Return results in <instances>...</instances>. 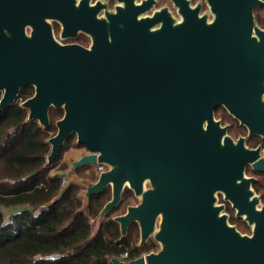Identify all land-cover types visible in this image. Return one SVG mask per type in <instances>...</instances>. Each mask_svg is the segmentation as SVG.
Here are the masks:
<instances>
[{
  "label": "water",
  "instance_id": "1",
  "mask_svg": "<svg viewBox=\"0 0 264 264\" xmlns=\"http://www.w3.org/2000/svg\"><path fill=\"white\" fill-rule=\"evenodd\" d=\"M123 1L110 37L82 48L28 44L10 32L12 0H0V110L29 85V120L48 128L50 108L62 109L47 162L75 136L87 152L72 166H105L82 191L86 206L110 189L96 224L125 189L136 197L112 219L122 236L135 222L138 245L153 238L158 249L111 264H264V203L245 173L264 171V150L232 138L214 113L222 106L264 138V27L253 12L264 1L203 0L202 12V1L171 0L177 18L153 10L156 0ZM217 191L250 234L228 222Z\"/></svg>",
  "mask_w": 264,
  "mask_h": 264
},
{
  "label": "trees",
  "instance_id": "2",
  "mask_svg": "<svg viewBox=\"0 0 264 264\" xmlns=\"http://www.w3.org/2000/svg\"><path fill=\"white\" fill-rule=\"evenodd\" d=\"M254 16L259 25H264V5L254 7ZM31 92L28 86L21 89L22 96ZM218 107L225 121L235 120L222 106ZM62 114V109H51L50 126L43 128L29 120L27 110L18 103L0 110V264H111V257H121L124 252V258L131 259L158 249L153 239L138 245L135 222L122 236L112 219L132 203L130 190H125L113 210L99 218L95 228L99 212L110 198V189L92 194L83 206L80 178L84 174L80 170L91 167L78 168L76 180L66 185H61L62 175H50L64 151L82 147L73 136L57 157L47 162L48 138L55 133L54 122ZM60 167L65 168V164ZM89 177L96 178L94 171ZM254 187L264 199V190Z\"/></svg>",
  "mask_w": 264,
  "mask_h": 264
},
{
  "label": "flooded vegetation",
  "instance_id": "3",
  "mask_svg": "<svg viewBox=\"0 0 264 264\" xmlns=\"http://www.w3.org/2000/svg\"><path fill=\"white\" fill-rule=\"evenodd\" d=\"M190 1L192 4H194L199 0ZM12 4L14 6V15L10 32L15 35L24 36L28 44H47L50 40H52L55 43L64 46L90 48V46L94 43L97 38L101 37L105 39L106 37H110V33L107 31L112 27L111 24L108 22L109 15L116 11L117 6H123L124 1L12 0ZM164 5L167 6L168 11L172 15H174L176 18L178 17L177 8L173 5L171 0H156V4L155 6H153V10L158 9L160 6ZM262 5H264V3ZM202 8H206L204 2H202ZM150 13L151 12H149V14ZM262 27H264V25ZM23 87L20 88L13 104L18 103L21 106L22 101L33 95L34 88L33 86L29 85L28 87L32 89V92L29 95L22 96L21 89ZM1 95L2 90H0V97ZM218 108L219 107H216L214 110L215 117L220 118L222 124L228 125L227 132L232 138L235 139L238 136H244L245 144L248 147H256L257 145H261L263 149V137L258 135L247 136V129L244 125L240 124L236 119L225 121L224 115H219ZM51 109L53 108H50V110ZM245 173L249 177L254 178L252 182V188L255 193L260 196L261 202L264 203V199L262 197L261 192L257 191L254 187V185H256L259 186L258 188L260 190H264V171H255L251 168V166L248 165L245 168ZM125 190L123 191V193L125 192ZM218 196H221L225 204L228 206L229 215L225 212L228 217V222L231 225L235 226V228L241 233L250 234V225L244 220L242 216L236 215V211L232 207L231 202L224 198V193L222 191L216 192V203L222 204L218 203ZM133 198L136 199L134 195Z\"/></svg>",
  "mask_w": 264,
  "mask_h": 264
},
{
  "label": "rangeland",
  "instance_id": "4",
  "mask_svg": "<svg viewBox=\"0 0 264 264\" xmlns=\"http://www.w3.org/2000/svg\"><path fill=\"white\" fill-rule=\"evenodd\" d=\"M199 1H202L203 2V0H199ZM201 11L202 12H207L208 10L206 8L205 9L202 8ZM263 150H264V147H263ZM78 152L75 153L74 150H71L70 148L67 149L66 151L63 152L62 157H61L58 165L60 166V164H65V167L66 168L69 167V170H70V161L77 156ZM87 166L91 167L92 165H85V166L83 165V166H79L78 168H83V167H87ZM66 170L67 171H64V174L63 175H66V176H69L70 175L69 181L70 180H73L74 178H76V175L75 176L74 175H71V174L68 175L69 170L68 169H66ZM91 171H94V169L92 167L91 168H88V169H81L80 170V173H83L84 174V176L81 177V180H80V182L82 183L81 186H84V180H86V181L93 180V179H90V177H89V174H90ZM94 173L96 175V172L95 171H94ZM131 202L132 203H135V202H137V199H134L133 198ZM218 203H222L224 205L223 211L226 212L229 215V213H228V206L225 204V202H224V200L222 199L221 196H218ZM6 215H7V213H5V218H6ZM96 226H97V224L95 223V228H96Z\"/></svg>",
  "mask_w": 264,
  "mask_h": 264
},
{
  "label": "crops",
  "instance_id": "5",
  "mask_svg": "<svg viewBox=\"0 0 264 264\" xmlns=\"http://www.w3.org/2000/svg\"><path fill=\"white\" fill-rule=\"evenodd\" d=\"M70 149L74 150L75 153L79 151L77 156L70 161V170H69V167L61 168L58 165L59 162H57V164L53 165L52 168L50 169V175H59V176H61V175L64 174V171H67L66 169L69 170L68 174H71V175H74V176L76 175L78 167L74 168L72 166V163H73L74 160L78 159L82 154L86 153L87 151L85 150V148L83 146L82 147H71ZM91 167L95 171V165H92ZM74 179L76 180V178H74ZM80 180H81V178H80ZM84 181H86V180H84ZM82 191H83V189H82Z\"/></svg>",
  "mask_w": 264,
  "mask_h": 264
},
{
  "label": "built area",
  "instance_id": "6",
  "mask_svg": "<svg viewBox=\"0 0 264 264\" xmlns=\"http://www.w3.org/2000/svg\"><path fill=\"white\" fill-rule=\"evenodd\" d=\"M104 169H105V166L102 165V164H96V165H95V172H96V174H97L98 172L104 170ZM68 175H69V174H68ZM69 179H70V175H69V176L62 175V178H61V185H66L67 182L69 181ZM89 219H90V221H92V218H89ZM126 255H127V253L124 252V253L121 255L120 258L125 259L124 256H126Z\"/></svg>",
  "mask_w": 264,
  "mask_h": 264
}]
</instances>
